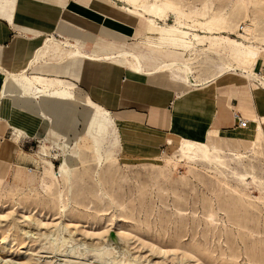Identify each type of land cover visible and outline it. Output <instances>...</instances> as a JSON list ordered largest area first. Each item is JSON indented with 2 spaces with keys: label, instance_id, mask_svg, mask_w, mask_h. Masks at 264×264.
I'll list each match as a JSON object with an SVG mask.
<instances>
[{
  "label": "rangeland",
  "instance_id": "374dc122",
  "mask_svg": "<svg viewBox=\"0 0 264 264\" xmlns=\"http://www.w3.org/2000/svg\"><path fill=\"white\" fill-rule=\"evenodd\" d=\"M62 2L78 8L72 0ZM62 2L46 1L54 21L70 16ZM108 2L127 31L108 18L104 26L124 38L132 16L122 15L118 7L142 11L154 4L163 9L157 16L162 21L155 20L159 24L195 31L202 38L195 54H179L191 56L189 66L200 84L217 75V66L243 63L232 48L242 50L230 41L259 49L264 60V0ZM90 11L96 21L103 20ZM73 15L70 22L78 20ZM208 29L212 34H206ZM97 32L102 50L111 40ZM120 35L114 41L118 50L126 47ZM147 35L158 37L150 28ZM132 41L139 43L136 37L128 43ZM195 114L192 110L187 116ZM255 128L241 133L249 136ZM256 133L257 128L249 152H216L202 144L192 151L196 161L182 158L179 148L185 138L173 134L172 145L152 159L127 158L118 144L113 161L100 164L101 151L77 152L72 145L68 155L75 167L68 179L58 172L63 152L48 149L57 156L51 159L35 143L41 161L31 170L43 183L27 187L0 179V259L8 264H264V147ZM58 141L55 135L52 142ZM46 162L53 164L55 177L44 176ZM107 245L110 250H104Z\"/></svg>",
  "mask_w": 264,
  "mask_h": 264
},
{
  "label": "crops",
  "instance_id": "0c3cea01",
  "mask_svg": "<svg viewBox=\"0 0 264 264\" xmlns=\"http://www.w3.org/2000/svg\"><path fill=\"white\" fill-rule=\"evenodd\" d=\"M46 1L0 0L1 181L6 178L27 187L38 184L40 177L31 170L41 161L34 144H40L38 149L43 147L41 141L50 146L55 135L67 138L77 152L101 151V156H111L119 144L127 158L152 159L172 134L238 154L256 145L253 133L247 136L237 129L239 117L248 122L246 129L256 126V137L264 147V89L257 83L247 82L239 72L216 75L201 84L195 76L191 85L181 83L159 68L172 60L189 65L191 56L182 59L157 47L158 37L147 35L149 28L156 29L143 19L138 22L134 15L122 13L132 16L130 34L124 38L104 26L108 18L127 31L108 0H72L77 9L61 0L62 10L68 8L67 13L78 18L74 22L69 15L67 20L54 21ZM54 2L58 5L60 0ZM90 10L103 20L96 21ZM97 31L111 40L102 50ZM115 35L123 37L125 49L118 50ZM135 37L139 43H128ZM232 49L243 57L242 51ZM127 51L141 56V73H131L116 58ZM192 110L196 114L188 117Z\"/></svg>",
  "mask_w": 264,
  "mask_h": 264
},
{
  "label": "bare ground",
  "instance_id": "6f19581e",
  "mask_svg": "<svg viewBox=\"0 0 264 264\" xmlns=\"http://www.w3.org/2000/svg\"><path fill=\"white\" fill-rule=\"evenodd\" d=\"M122 3L128 0H118ZM143 1V0H141ZM131 3V2H129ZM135 6V5H134ZM122 13L127 12L131 15H134L136 19H138V22L141 21V19L144 20V22L147 24L149 23L152 28L156 29L158 33V45L157 47L161 49H165V51H168L169 53H175V54H185L186 52H190L191 55L195 54V43H198L202 38H200L199 35L193 34L195 31L189 30V28H185L183 26H167L166 24H159L157 21H162L161 19H158V14L162 13L163 9L161 7H156L154 4H150V6L147 8H143L142 11L134 8L132 11H127L126 9L120 7ZM179 18V17H178ZM157 20V21H155ZM139 25V24H138ZM186 26V25H185ZM190 31V32H189ZM142 32V31H141ZM192 32V33H191ZM206 34H212V31L209 29L206 31ZM144 36V35H143ZM157 40V39H156ZM141 44V42H140ZM230 45H237L242 51H243V63L237 64L232 61H230L229 65L222 64L220 66L216 67L217 76L218 77H225L228 75H232L235 72H239L242 74L246 80L252 83H257L262 89H264V73L262 75H259V70L261 67L264 66V60L260 58L261 51L259 49L254 48L251 45L244 44V43H237L234 41H230ZM236 47V46H235ZM240 51V50H239ZM121 60H123L127 66V69L131 73H141L142 70V63L141 59L138 55L132 53L131 51H127L124 53H121L118 55V57ZM264 58V57H263ZM243 65V66H242ZM256 69L258 72H256ZM158 70V69H157ZM159 70L168 72L172 79L177 80L181 83H185L187 85H191V78L193 77V69L188 65V63H180L179 61L172 60V61H165L161 64ZM13 80L15 77L12 75L11 77ZM23 80H27L24 76L21 77ZM33 82V81H32ZM30 83V82H28ZM34 84V83H33ZM28 97H33L34 99H39V96L33 95H27ZM72 102V101H71ZM240 128V127H238ZM256 128L253 130L252 133H254ZM244 133V132H242ZM59 141L62 142V146L58 145L57 143H54L52 141H49L51 144L50 146H47L45 141H42L43 147L45 149H51L52 151H62L63 154L61 155L62 159L60 161V166L58 168L59 175L61 177H65L66 179L69 178L71 170L75 167L73 164V160H70L69 154V148L72 142L68 141L67 138L64 136H60ZM203 143H196L189 140H183L181 143V146L179 150L182 153V158L187 161H196V157H193V152L195 149H198L200 145ZM167 146L172 145L171 141L168 140L166 143ZM56 147L57 149H55ZM208 149V148H207ZM215 150V149H214ZM51 151V152H52ZM219 151V150H218ZM217 152V150H216ZM49 158L53 159L57 156L53 153H48ZM60 157V158H61ZM67 159H69V163L67 162ZM208 160H211L210 157L207 158ZM113 161V158L111 156H103L102 158L98 159V163H110ZM213 162L220 163L221 160L213 157ZM97 163V162H96ZM46 172L44 173V176H52L55 177L56 174L53 172V164L51 162H46ZM38 183H43V179L39 178ZM27 234V233H26ZM107 250L110 248L108 245L104 248V250ZM118 248H115L112 251L113 253H116ZM0 263L2 264H8L6 262H3L0 259ZM130 264V263H128Z\"/></svg>",
  "mask_w": 264,
  "mask_h": 264
},
{
  "label": "built area",
  "instance_id": "2783aa9c",
  "mask_svg": "<svg viewBox=\"0 0 264 264\" xmlns=\"http://www.w3.org/2000/svg\"><path fill=\"white\" fill-rule=\"evenodd\" d=\"M238 120V127L245 128L247 127L248 122L245 120H241L239 117H236Z\"/></svg>",
  "mask_w": 264,
  "mask_h": 264
}]
</instances>
